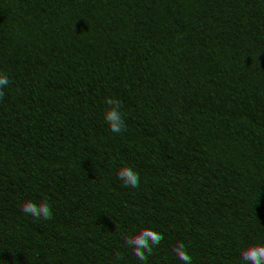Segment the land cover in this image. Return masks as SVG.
I'll return each instance as SVG.
<instances>
[{
	"label": "trees",
	"instance_id": "16d2710c",
	"mask_svg": "<svg viewBox=\"0 0 264 264\" xmlns=\"http://www.w3.org/2000/svg\"><path fill=\"white\" fill-rule=\"evenodd\" d=\"M0 72V264H142L146 227V264L264 243V0H0Z\"/></svg>",
	"mask_w": 264,
	"mask_h": 264
},
{
	"label": "clouds",
	"instance_id": "9594fccd",
	"mask_svg": "<svg viewBox=\"0 0 264 264\" xmlns=\"http://www.w3.org/2000/svg\"><path fill=\"white\" fill-rule=\"evenodd\" d=\"M10 78L6 72H0V102L3 101L6 93L4 88L10 84ZM104 103L108 106L105 110L104 119L109 124L110 130L114 133H123L127 131L126 113L122 112V102L115 97H106ZM124 187L137 188L140 184L139 173L130 166L122 167L117 172ZM21 211L31 215L35 220H48L52 217V210L48 197H44L39 204L31 200L21 205ZM164 239L163 234L146 227L140 230L138 234L124 236V243L130 247L135 257L146 264L149 256L153 254L155 246L159 245ZM172 251L183 264H191L192 257L188 253L186 245L183 241H177ZM122 255L115 253V259H122ZM241 260L246 264H264V243H256L249 245L241 251Z\"/></svg>",
	"mask_w": 264,
	"mask_h": 264
}]
</instances>
